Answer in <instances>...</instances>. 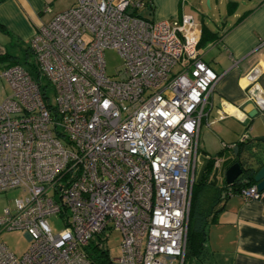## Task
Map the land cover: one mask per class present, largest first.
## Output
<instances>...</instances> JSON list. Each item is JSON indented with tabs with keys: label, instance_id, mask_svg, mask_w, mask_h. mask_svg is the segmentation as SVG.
Returning a JSON list of instances; mask_svg holds the SVG:
<instances>
[{
	"label": "built area",
	"instance_id": "obj_1",
	"mask_svg": "<svg viewBox=\"0 0 264 264\" xmlns=\"http://www.w3.org/2000/svg\"><path fill=\"white\" fill-rule=\"evenodd\" d=\"M144 6L75 0L29 41L37 78L19 63L0 71L10 89L0 100V192L26 193L4 207L0 233L29 239L21 253L0 240V264H183L197 137L220 75L201 57L191 14L148 19ZM106 48L121 59L114 76ZM234 145L222 144L214 166ZM236 193L260 196L255 183ZM50 215L64 228L53 232ZM110 229L121 234L114 258L102 242ZM91 242L106 261L92 260Z\"/></svg>",
	"mask_w": 264,
	"mask_h": 264
},
{
	"label": "crops",
	"instance_id": "obj_2",
	"mask_svg": "<svg viewBox=\"0 0 264 264\" xmlns=\"http://www.w3.org/2000/svg\"><path fill=\"white\" fill-rule=\"evenodd\" d=\"M144 1L147 7L137 13L148 19L171 20L191 14L201 27V57L220 75L199 127L200 156H220L222 144L237 142L243 132L248 139L264 137V108L248 97L256 88L264 100V0ZM74 2L0 0V55L29 44L41 24ZM251 70L255 71L252 76ZM254 109L256 113L250 116ZM257 149L264 154V145ZM216 208L215 213L207 212L203 247L189 264H264V191L256 199L234 193Z\"/></svg>",
	"mask_w": 264,
	"mask_h": 264
},
{
	"label": "trees",
	"instance_id": "obj_3",
	"mask_svg": "<svg viewBox=\"0 0 264 264\" xmlns=\"http://www.w3.org/2000/svg\"><path fill=\"white\" fill-rule=\"evenodd\" d=\"M147 5L148 2L145 1V6L147 7ZM199 45L200 41L198 43V46ZM22 48L24 50L22 63L17 59L18 56L11 55L10 53L0 55V63L10 59V62H8L6 66L19 63L25 66L29 72L37 78L38 71L30 45H23ZM31 56L33 58L29 61L28 59ZM235 145L237 146V154H233L232 150L233 157L229 164L238 162L242 168V173L231 184H226L223 181L222 186H214L215 184L211 183V173L214 166V159L216 158L214 156L207 158V164L202 174L194 181L189 206L184 261L196 256L203 247L207 212H209V210L213 212L217 211L216 205L224 198L228 197L229 193L234 194L241 187L253 184L256 171L261 166H264V154L257 149L260 145H264V137L258 140L250 138H246L242 141L238 140L235 142ZM225 151L226 150L221 151L217 155H222ZM205 197H210V202L204 203L203 199ZM87 251L95 263H103L107 260V250L98 249L93 242L88 244Z\"/></svg>",
	"mask_w": 264,
	"mask_h": 264
},
{
	"label": "rangeland",
	"instance_id": "obj_4",
	"mask_svg": "<svg viewBox=\"0 0 264 264\" xmlns=\"http://www.w3.org/2000/svg\"><path fill=\"white\" fill-rule=\"evenodd\" d=\"M207 7V3L205 4ZM23 46L18 45L17 47L11 48L10 54L18 56L17 59L22 63L24 50ZM32 56L28 59L29 61L32 60ZM103 60L105 63V71L108 75L114 76L116 70L121 65V59L118 56L117 52L112 48H106L103 51ZM10 62V59L0 63V71L6 67V64ZM10 93V89L8 83L5 79L0 78V100L6 97ZM223 147V146H222ZM224 150V149H223ZM197 157L200 159L197 161L196 166L192 173V186H191V195H192V188L194 181L197 179L198 171L203 163L204 159L208 157L200 156L198 150H196ZM214 186H222V181L220 176H217V183ZM213 186V187H214ZM25 191L22 188H12L4 192H0V214L2 213L4 207L12 205L13 199L18 196H25ZM190 195V200H191ZM211 197V196H210ZM210 197H205L203 199L204 203L210 202ZM47 222L50 225L53 232H58L64 228V222L62 217L58 215H50L47 217ZM108 237H106L102 242L105 244V248L108 249L109 256L111 258L117 257L119 255V245L121 241V234L120 231L117 229H110L108 230ZM0 240H3L7 246L14 251L15 253L23 252L29 245V239L23 230H10V231H3L0 233ZM184 264H189V259H186Z\"/></svg>",
	"mask_w": 264,
	"mask_h": 264
},
{
	"label": "water",
	"instance_id": "obj_5",
	"mask_svg": "<svg viewBox=\"0 0 264 264\" xmlns=\"http://www.w3.org/2000/svg\"><path fill=\"white\" fill-rule=\"evenodd\" d=\"M255 73L254 70H251L250 76H252ZM258 92L256 88H253L251 91V98L255 100L256 104L260 108H264V100L261 99V97L257 96ZM257 109H254L253 111L249 112V115L252 116L254 113H256ZM233 154H237V146L234 145L233 148ZM233 156H228V158L225 155V160L221 162L219 166H213L212 173H211V183L216 184L217 183V176L223 177V181L226 184H231L241 173L242 168L238 162H234L232 164H229V162L232 160ZM207 164V159L203 160V163L200 167V170L198 171L197 178L202 174L204 167ZM254 182L256 184V188L259 192L264 191V166H261L254 175Z\"/></svg>",
	"mask_w": 264,
	"mask_h": 264
},
{
	"label": "bare ground",
	"instance_id": "obj_6",
	"mask_svg": "<svg viewBox=\"0 0 264 264\" xmlns=\"http://www.w3.org/2000/svg\"><path fill=\"white\" fill-rule=\"evenodd\" d=\"M229 110V109H228Z\"/></svg>",
	"mask_w": 264,
	"mask_h": 264
}]
</instances>
